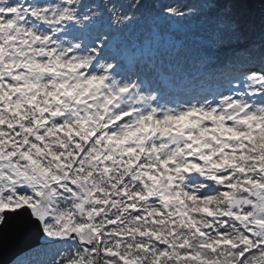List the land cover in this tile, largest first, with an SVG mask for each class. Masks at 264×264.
Segmentation results:
<instances>
[{"label":"snow or ice","instance_id":"obj_1","mask_svg":"<svg viewBox=\"0 0 264 264\" xmlns=\"http://www.w3.org/2000/svg\"><path fill=\"white\" fill-rule=\"evenodd\" d=\"M9 264H264V0H0Z\"/></svg>","mask_w":264,"mask_h":264},{"label":"water","instance_id":"obj_2","mask_svg":"<svg viewBox=\"0 0 264 264\" xmlns=\"http://www.w3.org/2000/svg\"><path fill=\"white\" fill-rule=\"evenodd\" d=\"M15 247L8 243L5 245L3 252L0 253V264H9L11 258L15 254Z\"/></svg>","mask_w":264,"mask_h":264}]
</instances>
